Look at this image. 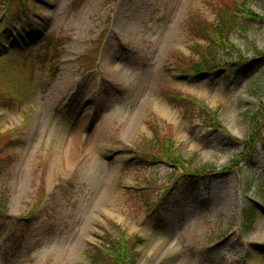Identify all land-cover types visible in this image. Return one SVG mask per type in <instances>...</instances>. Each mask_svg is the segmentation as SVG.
<instances>
[{
  "label": "rangeland",
  "instance_id": "rangeland-1",
  "mask_svg": "<svg viewBox=\"0 0 264 264\" xmlns=\"http://www.w3.org/2000/svg\"><path fill=\"white\" fill-rule=\"evenodd\" d=\"M218 12L240 15L233 41L251 60L182 74L204 43L188 17ZM254 46L264 51V0L0 4V264L85 263L88 244L118 233L140 239L134 264H264ZM167 141L184 168L157 159Z\"/></svg>",
  "mask_w": 264,
  "mask_h": 264
},
{
  "label": "trees",
  "instance_id": "trees-1",
  "mask_svg": "<svg viewBox=\"0 0 264 264\" xmlns=\"http://www.w3.org/2000/svg\"><path fill=\"white\" fill-rule=\"evenodd\" d=\"M9 1L2 0L0 1V4L5 7L6 5H8ZM190 17L192 18V15L188 17L187 25H197L198 29L196 30L197 33L195 34V37L203 39L204 43L202 45H196V47H199L197 49V57L191 59V62L189 61L190 65L188 64V66L186 67L188 72L184 69L181 70L182 74L184 73L194 77L211 76L216 74V72L233 69L236 66L237 68L234 69V73H240L242 70L241 68L243 67L242 65L245 62L247 63L251 60L249 56L248 58H246V54H244L243 51L239 47H237L233 41L235 29L238 24H241V20L239 19L240 15H237L236 13H226V17H224L218 12L215 20L212 22H209L204 18L197 17L195 20H193L192 18L191 24ZM37 35L38 34L36 33V36ZM10 42V50L17 49V51L20 52L25 49L24 46L19 48L15 44L14 40H11ZM253 50L255 52V57H252V60L257 59L260 63L262 61L264 62V51L255 46ZM173 102H175L179 106H182L185 111L190 106V102H187L182 98L179 99L175 97ZM191 103L192 106H200V102L197 100H192ZM200 107L205 112H208V109H206L204 105H201ZM257 133L255 131H251V141L249 142L248 140L240 141L245 144L246 149H248L252 141L257 140V137H255V134L257 135ZM229 139L230 141H238V139L230 136ZM167 142L168 143L165 145V147L163 146L164 148L161 150L163 158L157 159H160L163 162H167V164H169L173 169L184 168L183 162L187 161V159L174 152L173 144L171 141ZM164 144L165 141L161 140V142L159 143L158 139H156V144L153 143V146H162ZM207 166L208 164L192 165V168L187 169V171L190 170L189 172L194 174L202 173V171ZM5 208L6 197L0 187V211H4ZM254 217L255 212L249 208L243 213L241 222L243 225H247L251 222L252 219H254ZM139 241L140 239L138 237H126L122 233H118V236L116 237L110 234H105L100 244L87 245L86 262L81 264H134L136 260L135 247Z\"/></svg>",
  "mask_w": 264,
  "mask_h": 264
}]
</instances>
